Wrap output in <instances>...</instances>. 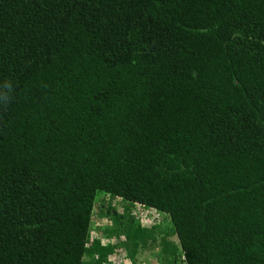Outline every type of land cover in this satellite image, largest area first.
Masks as SVG:
<instances>
[{"label":"trees","instance_id":"obj_1","mask_svg":"<svg viewBox=\"0 0 264 264\" xmlns=\"http://www.w3.org/2000/svg\"><path fill=\"white\" fill-rule=\"evenodd\" d=\"M149 244L264 264V0H0V264Z\"/></svg>","mask_w":264,"mask_h":264},{"label":"rangeland","instance_id":"obj_2","mask_svg":"<svg viewBox=\"0 0 264 264\" xmlns=\"http://www.w3.org/2000/svg\"><path fill=\"white\" fill-rule=\"evenodd\" d=\"M110 202H112L113 208H116L119 213L125 212L124 206H123V204L120 201H117L116 199H112V201H111V199H109L107 196L101 195L97 199V201L95 203V206H94V210H93L94 213L97 215V217H98V214H99L100 215L99 217H102L103 219H105V220L107 219L108 220V217H105L104 215H102V213L105 212L106 206ZM149 214L150 215H153L154 222H157L160 225L161 229H163V233L164 232H168L169 233L171 231V224H170L169 218L167 216H165L164 214H154V212H152V213L150 212ZM133 215H134L133 218H134V220L136 222H139L140 224L145 225V222H143L144 220H141L140 221V220H137L136 219L137 214H133ZM95 218L96 217H94V220H95ZM105 220H98L99 223L102 222L100 226H97L99 229L101 227H104L105 224L108 225V226H110L109 220L107 222ZM95 221L93 222L94 224H93V228L91 229V231H93L95 233V235H96L95 237L96 238L97 237L100 238V237H102L100 231L94 230ZM104 222H106V223H104ZM119 239L122 240L123 237H119ZM168 239L171 242H173V243H177V238H176V236L174 234L173 235L170 234V236L168 237ZM158 241H159V238H157V242ZM105 243H106V241H105ZM154 245L153 246H150V244H149L146 247V249L140 250L138 252V254L136 255L135 264H157L158 262L155 261V258L152 256L153 253H156L158 251V247H156ZM112 257H113V261L110 262V264L117 263L118 260L120 262L123 261L124 258H125V254L122 251H120L118 249H115ZM117 264H121V263L118 262Z\"/></svg>","mask_w":264,"mask_h":264},{"label":"built area","instance_id":"obj_3","mask_svg":"<svg viewBox=\"0 0 264 264\" xmlns=\"http://www.w3.org/2000/svg\"><path fill=\"white\" fill-rule=\"evenodd\" d=\"M142 207H143V206H141L140 204L137 205V207H136V211H137L138 214H137V216H136V219H137V220H140V221H141V220H144L143 222H145V225H146V224H151V223H153V222H154L153 215H150V214H149L150 212H148V211H146V210H143ZM151 213H152V212H151ZM101 223H102V222L99 223V221L96 220V221H95V225H94V226H95V227H94V230L96 229L97 226H100ZM104 223H106V222H104ZM105 225H106V224H105ZM142 225H143V224H142ZM92 228H93V226H92ZM90 234H91V238H96V237H95L96 235H95V233H94L93 231H91ZM97 238H98V237H97ZM98 239H101V237L98 238ZM103 244H105V240L102 241V245H103ZM182 258L184 259V257H182ZM108 261H109V262H112V261H113V257L111 256V257L108 259ZM118 262L121 263V264H130V263H129L128 261H126V260H123V261H121V262L118 260L117 263H118ZM117 263H114V264H117ZM112 264H113V263H112Z\"/></svg>","mask_w":264,"mask_h":264},{"label":"clouds","instance_id":"obj_4","mask_svg":"<svg viewBox=\"0 0 264 264\" xmlns=\"http://www.w3.org/2000/svg\"><path fill=\"white\" fill-rule=\"evenodd\" d=\"M158 264V263H157Z\"/></svg>","mask_w":264,"mask_h":264}]
</instances>
